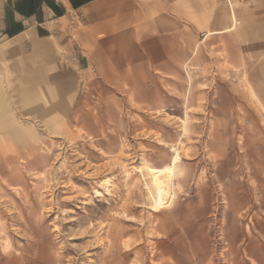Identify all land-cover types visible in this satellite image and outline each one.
I'll return each mask as SVG.
<instances>
[{"label": "rangeland", "instance_id": "374dc122", "mask_svg": "<svg viewBox=\"0 0 264 264\" xmlns=\"http://www.w3.org/2000/svg\"><path fill=\"white\" fill-rule=\"evenodd\" d=\"M230 71L190 72L152 109L102 107L79 77L63 102L16 110L32 128L0 177V264L241 262L229 226L257 209L264 231V177L242 176L264 174V118ZM175 153L171 203L153 211L148 168Z\"/></svg>", "mask_w": 264, "mask_h": 264}, {"label": "crops", "instance_id": "0c3cea01", "mask_svg": "<svg viewBox=\"0 0 264 264\" xmlns=\"http://www.w3.org/2000/svg\"><path fill=\"white\" fill-rule=\"evenodd\" d=\"M217 67L230 78L243 69L264 118V0H0V177L32 128L16 110L30 113L48 96L63 102L79 77L102 107L152 109L189 85L190 72ZM242 225L229 226L233 244L243 243L237 264H264L257 209Z\"/></svg>", "mask_w": 264, "mask_h": 264}, {"label": "bare ground", "instance_id": "6f19581e", "mask_svg": "<svg viewBox=\"0 0 264 264\" xmlns=\"http://www.w3.org/2000/svg\"><path fill=\"white\" fill-rule=\"evenodd\" d=\"M176 150V149H175ZM179 160V155L174 154L170 159V164L164 167H149L147 174L154 192V202L152 210H159L168 207L171 203V186L173 183V165Z\"/></svg>", "mask_w": 264, "mask_h": 264}]
</instances>
